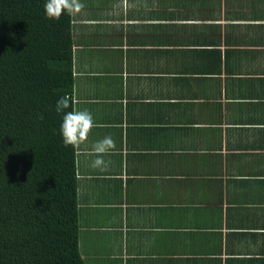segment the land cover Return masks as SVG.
I'll list each match as a JSON object with an SVG mask.
<instances>
[{
  "label": "crops",
  "instance_id": "0c3cea01",
  "mask_svg": "<svg viewBox=\"0 0 264 264\" xmlns=\"http://www.w3.org/2000/svg\"><path fill=\"white\" fill-rule=\"evenodd\" d=\"M85 264H264V0H80ZM115 143L93 168V145Z\"/></svg>",
  "mask_w": 264,
  "mask_h": 264
},
{
  "label": "trees",
  "instance_id": "16d2710c",
  "mask_svg": "<svg viewBox=\"0 0 264 264\" xmlns=\"http://www.w3.org/2000/svg\"><path fill=\"white\" fill-rule=\"evenodd\" d=\"M44 5L0 0V264H85L56 111L73 91L71 15L48 19Z\"/></svg>",
  "mask_w": 264,
  "mask_h": 264
},
{
  "label": "clouds",
  "instance_id": "9594fccd",
  "mask_svg": "<svg viewBox=\"0 0 264 264\" xmlns=\"http://www.w3.org/2000/svg\"><path fill=\"white\" fill-rule=\"evenodd\" d=\"M44 7L45 15L48 19L58 20L65 12L69 15L79 14L84 5L80 0H45ZM71 106V97L64 95L57 100L56 111L64 113L60 126L64 145L78 148L87 141L88 135L92 127H94V119L92 114L87 110L65 112V109H69ZM114 146L115 143L110 136L94 144L93 153L97 155V159L92 162V167H106V163L102 157Z\"/></svg>",
  "mask_w": 264,
  "mask_h": 264
}]
</instances>
